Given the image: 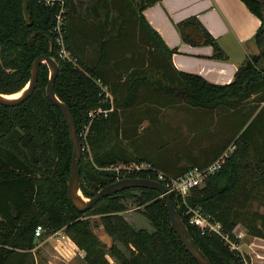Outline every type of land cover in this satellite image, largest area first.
Here are the masks:
<instances>
[{"label":"trees","instance_id":"trees-1","mask_svg":"<svg viewBox=\"0 0 264 264\" xmlns=\"http://www.w3.org/2000/svg\"><path fill=\"white\" fill-rule=\"evenodd\" d=\"M63 1L65 42L75 64L58 59L55 45L50 52L47 37L55 44L58 5L48 7L41 0H29L32 25L28 26L23 0H0V93L22 90L39 56L57 60L56 95L72 111L79 135L88 126L80 163L84 196L93 198L107 185L126 178L108 171L117 166L152 164L158 172L176 179L191 168L213 164L235 146L222 169L203 188L195 189L188 203L220 223L233 241V232L240 225L250 236L264 239V215L247 216L235 206L244 173H252L246 180L251 186L264 184V0H240L261 21L254 37L259 54L250 56L228 85L212 84L174 67L172 56L177 50L166 46L143 15L162 0H112L121 21L118 24L113 19L104 26L90 22L80 10V55L73 46L77 6L75 0ZM83 6L80 0V9ZM90 10L88 7L86 12ZM92 11L97 12V7ZM177 28L185 43L211 46L214 59H227L217 39L197 18H188ZM48 78V67L42 64L37 87L26 102L16 107L0 105V264H32L30 251L38 226L44 228L45 237L63 232L85 252L86 264H111L110 255L115 256L116 264H197L174 233L165 199L157 191L125 190L84 213L73 207L67 192L73 146L66 121L46 96ZM103 88L113 98V111L92 120V111L110 109L109 102L103 101ZM167 109L195 116L193 139L158 117ZM210 116L218 119L224 129L221 135L227 138L215 145L213 135V145L206 148L198 132L205 128L202 119ZM145 121L147 127H143ZM188 130L193 132L192 127ZM192 146L199 147L195 154ZM181 160L190 166L178 167ZM132 192L140 193L136 202L144 207L154 233L135 231L120 216L125 211V197ZM173 202L212 264H243L239 253L219 236H204L188 225L175 194ZM88 216H100L101 221ZM98 227L111 243H121L129 256L116 246L107 250L95 233Z\"/></svg>","mask_w":264,"mask_h":264},{"label":"crops","instance_id":"crops-1","mask_svg":"<svg viewBox=\"0 0 264 264\" xmlns=\"http://www.w3.org/2000/svg\"><path fill=\"white\" fill-rule=\"evenodd\" d=\"M82 1L84 6L80 9V0H75L77 12L73 46L79 55L80 10L84 18L88 16L89 21L96 23L97 26H104L107 21L111 23L113 19H117L118 24L121 21L116 3L112 0ZM95 6L97 12L92 11ZM88 7L91 10L86 12ZM143 15L149 25L161 36L166 46L171 50H177L172 56L174 67L181 72L200 75L212 84H230L240 66L250 56L259 54L254 37L261 27V21L240 0H162L146 9ZM191 17L197 18L204 28L217 39L227 55L226 60L214 59L211 46H193L182 40L177 25ZM165 111L175 110H162L158 117L171 127L177 128L163 118ZM148 125L149 122L145 121L143 127ZM177 166L190 165L187 160H181ZM250 248L258 256L262 255L264 239L253 237ZM30 252L32 264H86L85 252L81 251L63 232L49 237L36 238L35 245Z\"/></svg>","mask_w":264,"mask_h":264},{"label":"water","instance_id":"water-1","mask_svg":"<svg viewBox=\"0 0 264 264\" xmlns=\"http://www.w3.org/2000/svg\"><path fill=\"white\" fill-rule=\"evenodd\" d=\"M23 14L27 25L31 26L32 22L29 14V0H23ZM33 35L35 36L36 33ZM47 39L50 43V52L52 53L54 42L50 37H47ZM42 64H46L49 70V78L46 86V96L48 100L60 110L64 120L66 121L70 140L73 146L70 177L67 183L68 198L73 207L78 212L84 213L92 209L101 200L115 196L116 194L121 193L125 190L148 189L157 191L165 199V206L168 213L170 225L187 253L196 261L197 264H212L209 258L197 245L187 225L176 209L173 202L172 192H170L169 188L163 183L149 178H122L101 189L93 198H86L84 196L81 188L80 167L84 148L77 130L76 121L72 111L65 102L60 100L55 92L56 80L60 72L59 63L55 58L48 55H41L36 58L31 67L30 79L25 87L14 94L0 93V105L7 107H16L26 102L34 93L37 87L40 67Z\"/></svg>","mask_w":264,"mask_h":264},{"label":"built area","instance_id":"built-area-1","mask_svg":"<svg viewBox=\"0 0 264 264\" xmlns=\"http://www.w3.org/2000/svg\"><path fill=\"white\" fill-rule=\"evenodd\" d=\"M48 7H54L56 5L59 6V12L56 15V24L53 29V33L55 36V46L57 58L63 61H68L73 64L76 63V60L72 57V54L67 49L65 42V17L66 13L65 2L63 0H41ZM102 95H104V103L110 104V109L99 108L90 113V118L93 120L100 115H104L107 117L109 113L113 111L114 103L113 98L110 92L103 88ZM235 150V146L231 147L227 152H225L218 160H216L213 164L201 168L194 167L191 168L184 175L179 178L172 179L165 176L162 172H158L152 164L147 163H131L126 166H117L115 167V171L118 176H127L136 175V174H147L149 179L150 176L155 175L156 180L163 183L167 186L178 198L181 200L180 208H182L183 216L186 219L188 225L197 228L200 230L201 234L204 236H219L225 244L232 251H241L239 248V242L245 238V235L238 232L237 228L234 230L233 235L235 236V241L230 239L229 235L224 234L223 227L220 223L212 220L211 216L205 214L199 208H194L189 205L188 198L191 196L192 192L195 189L203 188L206 184V181L216 174L222 167L225 165L230 155ZM44 228L42 226H38L35 231V236L37 239L42 238L44 235ZM243 264H249L247 260L243 258Z\"/></svg>","mask_w":264,"mask_h":264},{"label":"rangeland","instance_id":"rangeland-1","mask_svg":"<svg viewBox=\"0 0 264 264\" xmlns=\"http://www.w3.org/2000/svg\"><path fill=\"white\" fill-rule=\"evenodd\" d=\"M163 118L167 122L171 123L174 127L179 128V131L185 134V136H187L189 140L195 137V132L193 130V128H197L195 116L193 117L183 112L180 113V112H175V111H165L163 112ZM201 122H202L201 126L205 128L204 130L200 129L199 132L198 131L197 132H198L199 138L201 139L200 143L204 147L208 148V146L213 145L212 144L213 135H216L217 137V139H215L214 141L215 145L221 144V139L227 138V136H224V138L222 137L221 134H222V131H224V129L222 128L221 123L218 121L217 118L215 117L213 118V116H210V117L202 119ZM189 127H192V131H193L192 133L189 132L188 130ZM87 133H88V126H85L80 132V138L82 142L86 138ZM194 143L196 144L195 141ZM192 147H193L192 148L193 154H195L199 147H196V146L195 147L192 146ZM113 170H115V168L108 169V171H113ZM251 176H252V173H248V172L244 173L243 180H242L243 188H241V190H239L237 194L238 203L235 204V206L238 209H241L242 212H245L247 216H251V214H255V213H260L264 215V184L261 183V185L260 186L258 185L257 187L251 186L250 184H248L249 181H246V180L251 179ZM139 196H140V193L132 192L131 194H128L127 197H125V200L123 202L125 206V211L121 213L120 216L135 231H138V232L143 231V232L152 234L154 233L155 229L153 228L150 221L147 219L144 213V207L141 206L138 202H136V199ZM88 218L95 222L101 221L100 216H88ZM258 224L260 225L261 223L258 221ZM238 232L240 233L242 232L246 235L245 239L239 242V248L241 251H239L238 253L240 257L242 259L244 258L245 260H247L249 264H264V249L261 250L262 255L258 256L250 248L251 243L253 241V237L248 234L247 230L244 228L243 225H240L239 227H237V233ZM95 233L104 243H106L107 250H110L112 246H116L120 248L123 252H125L127 256H129V253L126 252V249L123 248V245L121 243H118V242L111 243L110 242L108 235L104 232L102 227L96 228ZM108 259L112 262L111 264H115V260H114L115 256L110 255Z\"/></svg>","mask_w":264,"mask_h":264}]
</instances>
